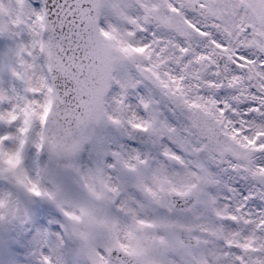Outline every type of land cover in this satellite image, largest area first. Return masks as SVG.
<instances>
[{"label":"snow or ice","instance_id":"1","mask_svg":"<svg viewBox=\"0 0 264 264\" xmlns=\"http://www.w3.org/2000/svg\"><path fill=\"white\" fill-rule=\"evenodd\" d=\"M0 264H264V0H0Z\"/></svg>","mask_w":264,"mask_h":264}]
</instances>
